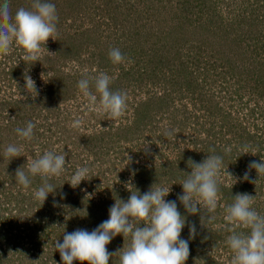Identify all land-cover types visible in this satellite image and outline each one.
<instances>
[{"label": "rangeland", "instance_id": "1", "mask_svg": "<svg viewBox=\"0 0 264 264\" xmlns=\"http://www.w3.org/2000/svg\"><path fill=\"white\" fill-rule=\"evenodd\" d=\"M49 2L56 6L57 33L40 61H22L7 72L0 64V264H63L57 240L77 229L91 232L109 218L116 199L127 201L136 190L143 195L152 185L171 186L165 199L176 200L186 218L185 264H231L224 218L229 198L247 193L264 215V174L248 167L264 159V0ZM9 3L14 14L32 0ZM112 48L124 54L123 63L111 62ZM101 72L111 77L113 91L127 94L119 118L99 114L77 87ZM26 74L41 89L22 100L8 89L11 79L24 86ZM29 121L36 125L30 141L15 131ZM10 144L22 146L19 157L4 155ZM45 151L67 155L65 171L50 181L55 191L42 204L34 198L40 177L30 176L24 188L15 174L21 167L27 173ZM207 155L221 156L223 165L218 207L202 224L203 210L187 213L177 196L191 172L189 159L199 163ZM78 166L88 167L89 176L73 188ZM130 242L117 235L106 247L116 253ZM119 257L108 264H120Z\"/></svg>", "mask_w": 264, "mask_h": 264}, {"label": "clouds", "instance_id": "2", "mask_svg": "<svg viewBox=\"0 0 264 264\" xmlns=\"http://www.w3.org/2000/svg\"><path fill=\"white\" fill-rule=\"evenodd\" d=\"M57 21L56 6L49 0H32L30 8L20 7L14 14L9 0H3L0 3V55L8 54L15 44L23 50V61H40L42 48H45L48 39L55 40ZM109 58L113 64H121L126 59L119 48L110 49ZM24 79L26 91L36 96L35 81L27 74ZM111 82V77L101 72L94 77L81 78L77 87L90 107L101 115L116 119L126 110L127 94L113 91L110 88ZM93 85L95 92L92 91ZM76 123L78 125L80 121ZM35 127V123L29 121L26 127H18L15 131L18 137L30 141ZM173 131H165L164 135L171 136ZM21 151L22 146L10 144L4 155L15 158L20 156ZM225 151L230 152L231 149ZM247 153L248 146H245L243 154ZM66 155L54 151L38 155L27 165V173L24 167L16 170L18 183L28 188L31 185L30 176H39L42 183L34 191V198L43 204L56 189L50 181L59 178L65 171ZM188 165L191 172L186 173V179L180 183L183 192L178 194L177 200L191 215L203 210L201 223L204 224L205 213H214L218 207V177L223 158L207 155L199 163L189 159ZM248 167L255 169L259 177L264 174V159L260 162L252 161ZM88 176L89 168L78 166L69 183L76 188ZM242 179L249 180L248 171ZM256 181L250 182L256 184ZM170 191L171 186L154 185L143 195L137 190L130 191L129 199H116L109 209V218L91 232L77 229L65 233L63 242L57 240L54 245L63 264H73V261H80L81 264H108L110 257L117 253H120V264H185L190 254L189 240L181 238L186 218L178 211L176 200L165 199ZM233 198V203L225 208L224 217L227 222L226 231L231 233L227 237V244L234 254L231 264H264V215L253 207V196L237 193ZM209 219H214V216ZM236 228L248 231L238 232ZM196 234L195 224L189 225V239H194ZM117 235H123L124 239L130 236L131 242L126 249L123 247L116 253H109L106 246Z\"/></svg>", "mask_w": 264, "mask_h": 264}, {"label": "built area", "instance_id": "3", "mask_svg": "<svg viewBox=\"0 0 264 264\" xmlns=\"http://www.w3.org/2000/svg\"><path fill=\"white\" fill-rule=\"evenodd\" d=\"M22 56H23V50L18 46H16L15 44H13L10 52L6 55H2V60L0 61L2 67L1 71L7 72L9 67L20 64L23 61ZM39 83H42V81H39ZM36 88L39 91V89H41V86H36ZM8 90L10 91V93L18 94L19 96H22L23 94L27 93L25 85L23 86V80L22 81L17 80L16 82H13V80L11 79V88ZM24 96L25 95L22 96V100L24 99Z\"/></svg>", "mask_w": 264, "mask_h": 264}, {"label": "trees", "instance_id": "4", "mask_svg": "<svg viewBox=\"0 0 264 264\" xmlns=\"http://www.w3.org/2000/svg\"><path fill=\"white\" fill-rule=\"evenodd\" d=\"M228 202H230V203H228ZM228 202H227V205H230V204H232L233 203V201L229 198V200H228ZM246 231H248L247 229H245L244 230V232H246Z\"/></svg>", "mask_w": 264, "mask_h": 264}]
</instances>
